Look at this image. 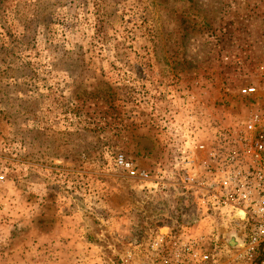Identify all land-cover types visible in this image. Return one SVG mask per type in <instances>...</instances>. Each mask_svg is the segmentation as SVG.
I'll list each match as a JSON object with an SVG mask.
<instances>
[{
  "label": "rangeland",
  "instance_id": "rangeland-1",
  "mask_svg": "<svg viewBox=\"0 0 264 264\" xmlns=\"http://www.w3.org/2000/svg\"><path fill=\"white\" fill-rule=\"evenodd\" d=\"M263 98L264 0H0V252L159 264L210 230L163 183L183 126L212 142ZM209 244L214 264H241Z\"/></svg>",
  "mask_w": 264,
  "mask_h": 264
},
{
  "label": "built area",
  "instance_id": "built-area-1",
  "mask_svg": "<svg viewBox=\"0 0 264 264\" xmlns=\"http://www.w3.org/2000/svg\"><path fill=\"white\" fill-rule=\"evenodd\" d=\"M256 93L254 86L240 90L241 96L251 100L259 98ZM183 127L180 147L163 171V183L192 199L200 215L192 224L206 223L210 232L197 238L183 233L170 242L159 264H214L221 248L213 249L209 241L219 239L230 249L233 262L264 264V110L234 126L218 127L212 142L203 139L199 127L187 123ZM115 164L138 178H149L122 155ZM158 174L151 172L155 187L161 182ZM218 231L224 233L214 237ZM164 241L160 237L155 243L156 252Z\"/></svg>",
  "mask_w": 264,
  "mask_h": 264
},
{
  "label": "crops",
  "instance_id": "crops-1",
  "mask_svg": "<svg viewBox=\"0 0 264 264\" xmlns=\"http://www.w3.org/2000/svg\"><path fill=\"white\" fill-rule=\"evenodd\" d=\"M152 190H159L160 188L155 187V185L151 184ZM16 257L18 260H15ZM33 256L35 257L33 259ZM50 261L44 262L38 253L35 255H31L29 252L25 251L21 253V255H13L10 250H6L0 252V264H73L75 258V252L73 250L64 252L63 250L54 251L50 253Z\"/></svg>",
  "mask_w": 264,
  "mask_h": 264
},
{
  "label": "water",
  "instance_id": "water-1",
  "mask_svg": "<svg viewBox=\"0 0 264 264\" xmlns=\"http://www.w3.org/2000/svg\"><path fill=\"white\" fill-rule=\"evenodd\" d=\"M230 244H231V245H234V242H233V241H231V242H230Z\"/></svg>",
  "mask_w": 264,
  "mask_h": 264
},
{
  "label": "bare ground",
  "instance_id": "bare-ground-1",
  "mask_svg": "<svg viewBox=\"0 0 264 264\" xmlns=\"http://www.w3.org/2000/svg\"><path fill=\"white\" fill-rule=\"evenodd\" d=\"M231 242V241H230Z\"/></svg>",
  "mask_w": 264,
  "mask_h": 264
}]
</instances>
